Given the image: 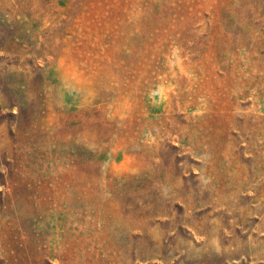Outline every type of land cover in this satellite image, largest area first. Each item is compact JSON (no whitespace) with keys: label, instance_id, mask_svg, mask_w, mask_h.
Returning <instances> with one entry per match:
<instances>
[{"label":"rangeland","instance_id":"rangeland-1","mask_svg":"<svg viewBox=\"0 0 264 264\" xmlns=\"http://www.w3.org/2000/svg\"><path fill=\"white\" fill-rule=\"evenodd\" d=\"M0 264H264V0H0Z\"/></svg>","mask_w":264,"mask_h":264}]
</instances>
